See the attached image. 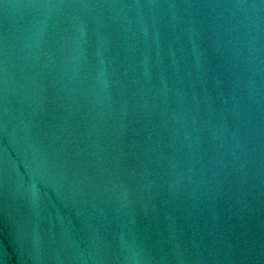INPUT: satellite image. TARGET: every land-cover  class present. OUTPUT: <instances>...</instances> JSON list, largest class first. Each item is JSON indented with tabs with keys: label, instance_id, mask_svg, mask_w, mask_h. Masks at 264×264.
Segmentation results:
<instances>
[{
	"label": "water",
	"instance_id": "95a60500",
	"mask_svg": "<svg viewBox=\"0 0 264 264\" xmlns=\"http://www.w3.org/2000/svg\"><path fill=\"white\" fill-rule=\"evenodd\" d=\"M0 264H264V0H0Z\"/></svg>",
	"mask_w": 264,
	"mask_h": 264
}]
</instances>
